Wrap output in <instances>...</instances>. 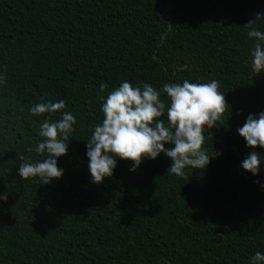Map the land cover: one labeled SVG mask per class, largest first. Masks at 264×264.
Listing matches in <instances>:
<instances>
[{
    "label": "trees",
    "instance_id": "1",
    "mask_svg": "<svg viewBox=\"0 0 264 264\" xmlns=\"http://www.w3.org/2000/svg\"><path fill=\"white\" fill-rule=\"evenodd\" d=\"M251 20L264 32V0H0V264H250L264 253V160L258 175L242 167L264 148L237 131L264 111ZM185 79L216 80L226 95L203 145L222 155L183 178L167 173L163 152L135 171L118 159L113 176L93 183L87 141L108 94L124 81L159 91ZM61 99L54 116L30 114ZM63 111L76 117L58 158L64 175L21 179V163L46 158L35 152L40 125Z\"/></svg>",
    "mask_w": 264,
    "mask_h": 264
},
{
    "label": "clouds",
    "instance_id": "2",
    "mask_svg": "<svg viewBox=\"0 0 264 264\" xmlns=\"http://www.w3.org/2000/svg\"><path fill=\"white\" fill-rule=\"evenodd\" d=\"M253 23L251 20L245 26L249 29L248 37L255 41L251 50V69L259 74L264 72V32L253 27ZM4 83L6 76L0 75V84ZM100 87L104 90L108 85L102 82ZM219 87L216 80L192 83L185 79L182 83H165L158 91L147 82L142 87L122 82L102 104V123L95 126L87 141L86 155L92 182L101 184L106 177L113 176L118 159L131 161L129 170L135 171L145 159L154 160L161 152L172 161L167 170L169 174L183 178L188 167L194 170L207 168L212 156L222 153L208 154L203 147L205 134L210 136L208 129L220 123L230 106L226 95L219 92ZM161 92L166 93L170 101L167 109L160 98ZM65 106L63 99L55 103H38L30 108V114L54 116ZM165 111L167 123L161 119ZM61 115L62 118L55 122L45 119L40 125L39 136L43 140L38 143L35 152L46 158L35 163H21V179L39 177L42 184H48L64 175V169L58 167V158L68 152L76 117L67 111ZM237 131L245 139L247 147L264 148V111L249 114ZM166 144L173 147L166 148ZM18 158L25 161L24 156ZM262 160L264 157L259 152L252 151L242 161V167L258 175ZM7 199L6 194H0V200ZM250 264H264V253L257 251L250 257Z\"/></svg>",
    "mask_w": 264,
    "mask_h": 264
}]
</instances>
